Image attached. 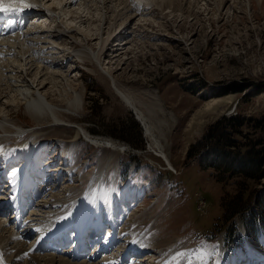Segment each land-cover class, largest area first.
Wrapping results in <instances>:
<instances>
[{
	"label": "rangeland",
	"instance_id": "rangeland-1",
	"mask_svg": "<svg viewBox=\"0 0 264 264\" xmlns=\"http://www.w3.org/2000/svg\"><path fill=\"white\" fill-rule=\"evenodd\" d=\"M59 1H64L67 5L58 6ZM83 1H42V6L50 10V14L48 12L42 14L43 17L40 15L41 17L33 18L32 23L26 24L25 30L36 26L40 31L56 33L58 25L69 26L71 31L75 30L77 38L81 37L80 40L84 38L81 36L83 34L80 31L81 34L76 35V29L85 31L90 28L95 34L101 27V37L106 40V33L112 32L102 51L100 67L130 92L139 102V107L143 104L144 107L140 109L145 112L151 135L150 131H145L133 110L124 105L102 79L104 76L100 67L97 68L93 62L81 63L72 58L71 55L74 54L71 50H78L83 43L76 41L77 48H71L69 42L72 43L73 40L63 39L62 45L69 52L62 54L59 51L61 54L57 55L55 48L53 58L42 56L38 51L33 60L38 59L40 66L48 71L61 70V67L67 73L70 84H73L69 87L82 95L83 109L80 112H70L66 107L59 108L70 113L72 118L66 124L68 128L63 127V130L71 132L72 127H79L89 137L81 136L77 140V160H74L73 168L64 165L61 155L67 147L66 141L59 139L41 145L37 169L29 172L33 197H27L28 188L24 191L26 202H35L31 211L40 206L41 213L46 212L51 209V203L63 200L62 208H70L68 213L76 211L88 190L82 205L83 214L87 215L93 207L100 209L99 215L91 214L88 222L104 224V220L109 221L107 215L112 194L108 186L114 177V171L108 170L109 183L106 179L102 190L98 191V184H90L102 156L111 155L109 149L107 151L92 140L108 141L125 148L119 158L120 176L116 182L117 189L124 193L114 205L112 213L119 215L123 208L125 212L117 215V219L112 216L120 224L114 230L110 228L111 233L108 224L105 225L104 237L110 241L106 244L107 253L97 252L91 246L83 258L92 251L94 262H101L102 256H111L121 245L116 239L118 234L127 238L124 241L127 244L132 235L128 231L130 227L125 223V217L134 211L132 220L138 230H135V235L140 233L145 239L147 226L143 219L147 223L151 222V216H156L153 229L158 231L152 233L166 238L167 243L157 244L155 250L148 251L143 255L144 258L138 257L134 261H131V251L130 258H127V251L125 255L121 252L115 259L113 257V264L121 259L118 258L120 255L126 256L124 264H134L142 259L144 261L140 264H217L219 259L222 264H264V232H259L254 241L248 242L243 227L244 217L255 222L264 219V213L257 210L259 208L255 209L254 204V199L264 192V177L256 183V177L261 176L259 171L255 169L256 174L240 172L238 166L232 167L228 164L232 160L231 155L225 156L228 162L216 168L206 166L212 158L205 160L203 157L209 151L212 127L222 118L228 120L240 116L244 119H263L260 126L264 127V0H227L219 11L207 1L196 0L195 4L194 1L180 0L184 1L182 12H178L180 8L177 4L169 5L168 0H108L109 5L99 7H90L89 0L85 3ZM116 7L118 13L122 12L129 17L128 21L125 17L120 18L116 25L120 26L122 19V23L126 22L125 26H120L113 33ZM69 10L84 14L81 13L82 18L70 17L64 14V11L67 13ZM170 12L172 16H169ZM103 17L107 23L102 20ZM45 36L42 34V38ZM95 37L96 40L88 45L99 51V37L93 36ZM21 55H15L20 63L24 61ZM4 88L6 86L0 87V105L3 104L0 108V119L5 118L8 112L12 122L24 129V132L18 133L19 129L12 127L13 133L9 136L16 137L26 133L24 137H14V141H10L12 145H17L36 126L23 113L25 106L17 100V96ZM65 89L72 92L70 88ZM242 131L250 133L251 130L245 126ZM233 136L234 139L243 141L242 137L235 134ZM256 137L261 138L264 147V131L259 132ZM156 140L167 161L154 148ZM216 164L219 165L218 162ZM17 165L21 166L20 160L9 165L5 173L13 174ZM127 177L129 181L124 183V178ZM137 185L139 193V186L142 185L143 194L140 198L137 197L136 202L134 193L130 191L128 194L123 188L127 186L128 191V186ZM103 190L104 194L101 195ZM238 190L250 194L249 206L245 205L242 212L230 216L227 209L238 200ZM116 195L117 192L114 193ZM243 198L246 199L245 196ZM45 202L48 206L44 208ZM59 207H52V211H58ZM262 208L264 209V204ZM1 218L8 219L6 216H0V220ZM77 218L79 217L76 214L75 217L71 216V224L65 225L63 234L77 233ZM14 224L9 223L7 226L12 228ZM43 240L46 243H43L44 247L54 243L52 238L46 237ZM34 242V235L25 241V248L30 247L33 250L30 254L37 255V258L48 255L41 250V244L36 249L33 245L30 246ZM69 249H72L71 245L62 251ZM2 257V261L10 263L6 256ZM82 260L84 259L76 260V263ZM103 262L104 260L101 264H109Z\"/></svg>",
	"mask_w": 264,
	"mask_h": 264
},
{
	"label": "bare ground",
	"instance_id": "bare-ground-1",
	"mask_svg": "<svg viewBox=\"0 0 264 264\" xmlns=\"http://www.w3.org/2000/svg\"><path fill=\"white\" fill-rule=\"evenodd\" d=\"M42 1H46L48 3L50 0H23V3L28 5L27 7L21 6V0H4V2H9L8 5H13L12 10L10 9L8 12H4L2 14L4 15L5 19L10 20L8 21V25L11 28L10 33H14V36H10L7 38L5 37L4 39L0 40V85H2L0 87L6 86L7 90L10 93H13L17 96V100L25 106L23 113L27 114L34 121L36 128H33V130L29 133L30 135L24 138L22 142L17 145H12V142L10 141H14V139H16L15 136V138L9 136L13 133L12 127L19 129V131H17L18 133L20 131L24 132V129L20 126H16L12 122V119L11 117H9L8 112L7 114H5V118L0 119V134L3 135L0 136V189L2 190H0V216L8 217V219L1 218L5 221L0 220V247L2 248L0 250V264H101L103 260L104 262L113 264V262L115 261L112 260L113 257L115 259V256L119 255L121 252H124L123 255H125L126 251L129 255L127 256V258H130L132 256V254H130L131 251V253H133L131 261L137 260L138 257H143V255L145 256L148 251L155 250V246L157 244H161L162 242L167 243V239L157 237V235L152 233L154 224L157 220L156 216H149L150 218H152V220L151 222L147 221V223H145L146 219H143V223L145 224V226H147V231H145V239L142 238L140 233L135 235V230H138L135 225V222L132 220L134 216V211L131 214L128 213L127 218L125 217V219H127L125 223H127V226L130 227L128 231H130V234L132 235L131 237H129L130 240H128L127 244L124 243L125 240L127 241V238L118 234L116 236V239L119 240V243L121 245H119L117 249L114 248L115 250L111 256H102L103 258L101 257V262H94V255L92 251L89 255H87V257L83 258L87 254V251L91 246H94L95 248L93 250L97 252L107 253L106 244H109L110 241L109 239L106 240V237H104L103 231L105 230V225L108 224V230H110V228H112L111 230H114V228L119 223L118 221H116V217H112V212L114 205L118 202L119 198H121L122 194L124 193L120 192V189H117L118 183L116 182L118 181L119 174V158L121 154L125 151V148L111 144L112 142L109 143L108 141L96 142L97 140H92L96 145L102 146L103 148H106V150L109 149L111 155L102 156V159L97 165L95 174H93V178L90 184H98V191L102 190L103 183L106 179L109 183V179L107 178V173L109 174L108 170L111 169L114 171V177L112 178L110 186H108L110 187L109 191L112 194V196L110 197V204L108 209L109 214L107 215V219L109 221L104 220V224L102 222H88L89 219H91V214L99 215L98 211L100 209L97 207L91 208L87 215L83 214L82 205L86 200L84 196L87 194L86 192H88V190L82 197L83 202L80 204V206L76 208V211L72 210L70 213L67 212L70 208H62V202L64 200L59 203H51V209L42 213L40 211V206H37L38 208L36 207L35 211H31L34 207L35 202L31 201V203H27L25 200L26 197L24 196V191L26 190V188L30 190L29 180L32 179L31 174H29V172L37 169L39 150L44 142H52L59 139H63L64 141H66L67 147L61 155L64 159V165H68L73 168L75 165V161L77 160V158H75L77 140L81 136H85L86 138L89 137V135H87V133L79 127H72L71 132L63 130V127L64 129L68 128L67 122H70L72 118L70 116V113L62 111L59 108L66 107L70 112H80L81 109H83L82 95L76 93V90L72 89V87H69L73 84H70L69 79L67 78V73H64L61 67V70L57 69L56 71H48L47 68L43 69L40 66L41 62L38 61V59H35L34 61L33 56H35V54L39 51L38 53H40V55L42 56L47 55L52 57V55H55V48H57V55H60L61 53L63 54L65 51H67V49H65L62 45V40H73L72 43L69 42L71 48H77L76 41L83 44L81 45V47H79L78 50H71L72 54H74L71 55L72 58L74 57L75 59H77V62L81 63L93 62L94 65L99 68L100 66H102V64H100L102 59V51L104 50V46L107 43L108 38L112 35V32H107V40L105 38L104 40L100 34L101 27L98 30L99 34L98 32L94 34L92 29L90 28L85 29V31L83 29H76V35L81 33L83 34L81 36H83L84 38L80 40L81 37L78 36L77 38L75 36V30L71 31V27H66L62 25L57 26L59 29L57 30L56 28V30L58 31L56 33L40 31L36 28V26L33 27V29L36 30L35 32L32 31L33 29L22 31L23 26L27 23H30L33 18H37L38 16L44 13L47 14L48 12L50 14L51 11L45 9L44 6H42ZM69 1L72 2L73 0ZM86 1L87 0H84L83 2L85 3ZM192 1L197 4L196 0H190V2ZM203 1H207L208 4L212 6L214 5L217 11H219L220 7L227 2V0ZM108 2L110 1H88L90 7H99V5L106 6L109 5ZM183 2L184 1L180 0H168L169 5L177 4L178 8H180L178 12L183 11L181 7ZM62 4H64V6L67 5L66 3H64V1L58 2V6H62ZM189 6H191V3H189ZM90 7L87 9H90ZM104 9H106V7ZM116 9L117 7L114 11L116 18L114 19L113 23H115V25L111 23L114 25L112 26L115 27L113 29V33H116V29L121 27L123 28V26H125L126 22L122 23V19V24L120 23L121 27L117 26L118 24L116 25V23L119 22V19L125 17L128 21L127 17H129L123 15L122 12L118 13L119 11L117 12ZM77 10L79 11L80 7H78ZM77 10H69L67 13H65L66 11H64V14L69 15L70 17L82 18V14H84V12H80V14L82 13L80 15ZM169 14V16H172V12H170ZM112 18L114 17L112 16ZM103 19L104 17L102 18V20ZM103 21L106 22V19ZM42 34L46 35L45 38H42ZM95 35H98L99 37V51L93 50L88 45L93 40H96V37L93 38V36ZM59 41L60 43H58ZM84 41H86L87 43L84 44ZM46 51H51V53H47ZM59 51H61V53ZM15 55H21L22 58H20L24 61L22 60L23 62L20 63ZM47 65H49L48 61ZM101 74L104 76L102 77V79L107 82L114 94L116 93V96L124 103V105H127V107L133 110L137 119L142 122L145 131L147 133H149L150 131L151 135L149 122L144 116L145 112L140 109V107H144L142 106L143 104L141 103L142 105L139 107V102L134 99L130 95V92L123 88V86L120 85L119 82L115 78H113V76H111L108 71H106L105 69L103 70L101 68ZM66 87L70 88L72 92H67V90L65 89ZM62 90L63 92H61ZM2 105H0V108L2 107ZM25 134H22L21 136L24 137ZM60 143H58V145ZM154 148L158 150V153L163 156V158L166 159V156H164V153L162 152V147L159 145V142L157 140L155 141ZM16 160H20L21 166L19 167L17 165L16 172L13 171V174L7 175V173H5V169H7L9 165L15 163ZM139 187L140 192H142V185ZM115 192H117L116 196H114ZM28 194L29 196L32 195L31 192H29ZM100 194L103 195L104 190ZM56 198L59 199L58 196ZM44 204V208L48 206L46 205V202ZM58 206H60L58 211L53 212L52 207L58 208ZM39 211L41 214H39ZM75 214L79 217L77 218L79 223L76 222V229L78 230L77 233H75L76 236L75 234H73L72 238L74 241H76V245H73V243H71L70 241V236L68 239L62 234L64 232V229L66 228L65 225L71 224V216L75 217ZM150 218H148V220ZM9 223H11V225L12 223L15 224L14 226H12V228H10L7 226L9 225ZM143 223L141 224L143 225ZM81 225L83 227H81ZM14 230L16 232H14ZM111 230L110 233L112 232ZM33 235L35 236L36 242H34V244L32 243L30 246L33 245L32 247L36 249V246H39V244H41V250L48 255H44L41 258H37V255L30 254V252L33 251L32 249H30V247L25 248V241ZM46 237L48 239L52 238L54 240V243H52L53 241H50L53 244L52 246L46 245L44 247V244L46 243H44L45 241L43 239ZM28 241H30V239ZM67 242H69V244L72 246V249L62 251V246L64 245V243L66 244ZM78 245H80V247H78ZM123 246H125V248H123ZM109 250L110 247L108 251ZM123 255H120V257H118L121 259L118 262L116 261L117 264H124V262L126 261V256ZM2 256H6L10 263L6 262V260L2 261ZM79 259L84 260H82L80 263H76V260ZM142 260L144 261V259ZM142 260L140 262H135L134 264H140ZM217 264H222L220 259Z\"/></svg>",
	"mask_w": 264,
	"mask_h": 264
},
{
	"label": "trees",
	"instance_id": "trees-1",
	"mask_svg": "<svg viewBox=\"0 0 264 264\" xmlns=\"http://www.w3.org/2000/svg\"><path fill=\"white\" fill-rule=\"evenodd\" d=\"M262 120H256L253 118L244 119L240 118V116L231 117L227 119H221L216 125L212 127V137L210 138V145L208 146V150L204 154V159L212 158L210 163H208L209 167L216 168L220 167V165H224L226 161V155H231L228 164L232 167H239L240 172H245V174H256L255 169L259 171L258 173L261 176L256 177L257 182L264 177V147L262 146V140L258 136V133L264 131V127L260 126V122ZM247 126V129H250V133H244L242 128ZM233 134L238 137H242L243 141L239 139H234ZM243 154H242V153ZM203 159V160H204ZM214 162V163H213ZM219 163L217 165L216 163ZM229 168V167H228ZM232 172V171H230ZM255 178V177H254ZM245 196L246 199L243 198ZM238 200L233 202L232 205L227 209V213L229 215H234L239 211L242 212L245 205H248V201L250 200V194L247 191H237ZM255 209L264 213V209L262 208V204H264V192L260 193L257 199H254ZM259 201L262 203L259 204ZM245 203V204H244ZM260 205L259 207L257 205ZM249 206V205H248ZM247 206V207H248ZM264 216V214H262ZM243 227L245 229V233L249 240L254 241L259 232H264V219L251 221L250 218H243Z\"/></svg>",
	"mask_w": 264,
	"mask_h": 264
},
{
	"label": "snow or ice",
	"instance_id": "snow-or-ice-1",
	"mask_svg": "<svg viewBox=\"0 0 264 264\" xmlns=\"http://www.w3.org/2000/svg\"><path fill=\"white\" fill-rule=\"evenodd\" d=\"M21 6L27 7V4L23 3V0H21ZM13 8V5H8L4 3V0H0V13L8 12L10 9Z\"/></svg>",
	"mask_w": 264,
	"mask_h": 264
}]
</instances>
